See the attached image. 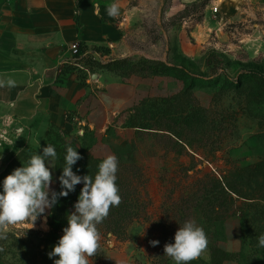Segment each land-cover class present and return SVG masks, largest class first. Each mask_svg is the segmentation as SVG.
Masks as SVG:
<instances>
[{
  "label": "crops",
  "instance_id": "1",
  "mask_svg": "<svg viewBox=\"0 0 264 264\" xmlns=\"http://www.w3.org/2000/svg\"><path fill=\"white\" fill-rule=\"evenodd\" d=\"M143 1L0 0V80L16 82L0 87V120L34 144L45 142L52 127L71 131L81 142L89 136L88 146L100 158L134 141L136 129L121 126L118 118L146 97H165V78L121 76L103 65L127 57L166 62L169 47L196 56L214 31L221 36L208 10L201 20L185 17L167 32L161 22L169 13ZM178 1L181 9L196 0ZM113 3L119 6L116 17L107 14ZM153 11L158 35L149 26ZM76 42L88 53L80 66L71 62Z\"/></svg>",
  "mask_w": 264,
  "mask_h": 264
},
{
  "label": "rangeland",
  "instance_id": "2",
  "mask_svg": "<svg viewBox=\"0 0 264 264\" xmlns=\"http://www.w3.org/2000/svg\"><path fill=\"white\" fill-rule=\"evenodd\" d=\"M143 2H152L156 9L160 7L162 14L169 13V18L161 22V27L167 32L185 17L192 15L195 20H201L207 10L213 22L221 25V36L214 31L212 42L202 48L199 54L188 56L177 52L175 47H169L166 62L186 67L192 74L202 77L193 89L196 98L203 106L214 108L218 114L233 113L235 125L224 134L222 148L213 157H208L203 149L190 147H187V153L178 155L173 144L160 136L147 134L139 138L135 156L141 168V179L135 182V189L140 204L146 209L140 210L139 215L128 225L125 237L100 235L96 264H156L152 251L159 243L156 246L150 243L157 241L154 222L174 215L170 208L180 197L183 186L206 172L221 176L233 162L246 165L264 158V0H196L181 9H178V0ZM215 5L219 6L218 12L213 11ZM153 15L149 26L152 28L151 33L158 35V26L155 25L157 11H153ZM128 58H131L130 63L145 59ZM252 73L257 74L258 81L249 76ZM161 76L165 78L166 84L162 96H172L183 90V80L169 75ZM237 79L241 80L240 92L233 85L230 87V84H226L227 80ZM221 91L224 93L220 94ZM128 111L118 118L117 122L121 126L128 123ZM110 132L111 137L115 138L116 132ZM82 140L85 145L90 144L89 136ZM55 142L52 137L41 144H34L30 135L21 134L16 125L0 120V173L17 153L25 151L31 156L34 153L42 155L43 148ZM113 153L115 155V151ZM55 159L48 158L46 163L53 177L51 191L58 193ZM74 205L71 204L69 214L75 211ZM51 209H46L33 227L28 221L9 226L6 232L19 235H26L29 231L48 232ZM204 231L208 243L214 240L232 252H239L246 239L240 214L230 215ZM248 241L241 262L227 261L224 264H264V251L250 247ZM200 257L208 260L209 249L206 248ZM88 259L94 262L92 257ZM166 264H174V261L170 259Z\"/></svg>",
  "mask_w": 264,
  "mask_h": 264
},
{
  "label": "trees",
  "instance_id": "3",
  "mask_svg": "<svg viewBox=\"0 0 264 264\" xmlns=\"http://www.w3.org/2000/svg\"><path fill=\"white\" fill-rule=\"evenodd\" d=\"M131 58H118L103 65L121 76L138 73L145 76L169 75L183 80V90L172 96L148 97L137 102L129 111L128 123L125 126L136 129V139L127 145L117 146L115 156L118 158L116 184L122 202L110 209L107 218L99 225L100 235L112 234L118 238L127 235L128 225L146 206L140 204L135 182L141 179V168L136 162L135 150L138 139L144 135H155L173 144L178 155L187 153V147L203 149L208 157L215 156L222 148L223 136L234 126L233 113L218 114L212 107H205L194 95L193 89L202 77L192 74L186 67L171 65L156 59H142L130 63ZM257 80V74H250ZM189 80V82H188ZM258 81V80H257ZM226 84L240 92L241 80H227ZM233 85V86H232ZM247 87H245L246 89ZM225 89V87H224ZM221 91L220 94H223ZM72 112L68 113L71 118ZM47 139L55 138L52 145L57 153L55 171L61 176L65 166L66 149L73 147L82 157L72 166L74 173L80 176L97 174L99 164L104 158L96 157L88 145L79 141L71 131L50 128ZM36 154V153H34ZM31 153L21 151L14 155L6 168L0 173V193L3 191V180L16 168L26 165ZM83 183L75 186V191L67 197H59L52 207L49 216L50 230L29 231L26 235L6 232L0 235V264H54L59 257L49 258V253L58 244L63 229L68 226V215L72 203L78 201ZM61 191L59 181L58 193ZM174 215L154 222L157 228L159 246L154 247L152 254L156 264H166L171 258L165 255L166 244L174 243L176 231L186 221L194 220L196 224L208 229L230 215L240 214L242 230L246 236L239 252H232L218 245L214 240L207 244L210 258L199 257L190 264H224L227 261L241 262L246 241L250 247L258 246V237L264 234V158L240 165L233 162L221 176L206 172L193 182L183 186L179 198L170 208ZM96 264L98 257L92 256Z\"/></svg>",
  "mask_w": 264,
  "mask_h": 264
},
{
  "label": "clouds",
  "instance_id": "4",
  "mask_svg": "<svg viewBox=\"0 0 264 264\" xmlns=\"http://www.w3.org/2000/svg\"><path fill=\"white\" fill-rule=\"evenodd\" d=\"M110 17L119 15L116 3L107 7ZM15 80H0V87H15ZM57 157L55 148L47 145L43 154H34L26 165L16 168L3 180L0 193V235L6 233L9 226L31 221L32 227L39 216L51 209L59 197H67L75 191V186L83 183L75 211L68 215V226L58 244L48 254L49 258L59 257L54 264H89V257L94 256L100 247V233L97 225L109 215L112 207L122 202L116 184L118 158L107 155L99 164L94 179L90 175L80 176L73 172L72 166L82 157L71 146L66 149L65 166L59 177L61 191H51L52 172L46 160ZM46 220V218H45ZM156 246L159 241H151ZM207 236L204 229L194 220H189L176 231L174 243L166 244L164 253L174 264H190L198 259L207 248ZM258 246L264 247V234L258 237Z\"/></svg>",
  "mask_w": 264,
  "mask_h": 264
},
{
  "label": "built area",
  "instance_id": "5",
  "mask_svg": "<svg viewBox=\"0 0 264 264\" xmlns=\"http://www.w3.org/2000/svg\"><path fill=\"white\" fill-rule=\"evenodd\" d=\"M219 6L215 5L213 6V11L218 12ZM71 50H72V59L71 62L75 66H80L81 62L83 61L84 57L88 54L86 50H83L80 46V43L76 42L71 44Z\"/></svg>",
  "mask_w": 264,
  "mask_h": 264
}]
</instances>
